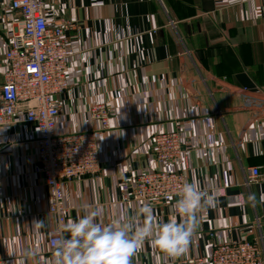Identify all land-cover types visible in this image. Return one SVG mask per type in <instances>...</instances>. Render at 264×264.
Masks as SVG:
<instances>
[{"label":"crops","instance_id":"obj_1","mask_svg":"<svg viewBox=\"0 0 264 264\" xmlns=\"http://www.w3.org/2000/svg\"><path fill=\"white\" fill-rule=\"evenodd\" d=\"M9 1L0 0V85L13 29L4 10ZM47 2L54 18L75 23L68 33L70 89L61 97L56 132L98 129L88 114L93 103L107 102L112 113L98 144L100 172L64 185L66 223L83 215L85 205L100 210L102 224L125 210L134 214L144 202L131 197L133 176L157 168L152 138L176 130L188 148L185 182L198 181L215 205L199 214L186 253L164 256L146 241L131 264L209 258L215 244L243 240H255L264 258V0ZM36 136L25 122L0 131L6 264L55 259L48 240L59 226L49 213ZM251 168H260L261 182H250ZM174 203L155 215L166 221Z\"/></svg>","mask_w":264,"mask_h":264},{"label":"built area","instance_id":"obj_2","mask_svg":"<svg viewBox=\"0 0 264 264\" xmlns=\"http://www.w3.org/2000/svg\"><path fill=\"white\" fill-rule=\"evenodd\" d=\"M4 10L13 29L0 85V131L18 122L36 129L39 170L49 192V213L59 226V233L48 240L55 254L66 223L64 185L100 172L98 144L110 129L112 113L107 102L93 103L88 114L98 123V129L58 134L61 97L70 89L67 65L74 54L68 33L75 23L66 16L54 18L47 0H10ZM187 150L179 131L156 134L151 153L157 168L133 176L132 199L151 204L156 215L163 206L175 202L186 183ZM122 171L128 174V166ZM248 175L251 183L262 180L260 168H251ZM0 264L6 263L0 260ZM177 264H264V258L255 240H243L215 244L209 258H188Z\"/></svg>","mask_w":264,"mask_h":264},{"label":"clouds","instance_id":"obj_3","mask_svg":"<svg viewBox=\"0 0 264 264\" xmlns=\"http://www.w3.org/2000/svg\"><path fill=\"white\" fill-rule=\"evenodd\" d=\"M214 205L215 197L206 196L196 180L182 185L166 221L155 215L151 204L143 203L134 214L125 210L102 224L100 210L85 205L83 215L63 226L66 235L56 242L51 264H131L146 241L160 254L178 258L188 249L199 214Z\"/></svg>","mask_w":264,"mask_h":264}]
</instances>
